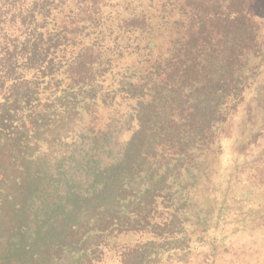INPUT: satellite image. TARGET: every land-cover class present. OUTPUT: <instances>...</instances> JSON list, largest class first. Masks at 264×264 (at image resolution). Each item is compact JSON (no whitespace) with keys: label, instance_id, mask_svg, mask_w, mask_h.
Here are the masks:
<instances>
[{"label":"trees","instance_id":"1","mask_svg":"<svg viewBox=\"0 0 264 264\" xmlns=\"http://www.w3.org/2000/svg\"><path fill=\"white\" fill-rule=\"evenodd\" d=\"M263 74L259 0H0V264H207L262 228Z\"/></svg>","mask_w":264,"mask_h":264},{"label":"rangeland","instance_id":"2","mask_svg":"<svg viewBox=\"0 0 264 264\" xmlns=\"http://www.w3.org/2000/svg\"><path fill=\"white\" fill-rule=\"evenodd\" d=\"M259 2L264 10V0H259ZM258 90H261V95L263 94L264 96V74L258 82L257 91ZM256 111V114L262 113L260 107H257ZM242 122L243 121L239 120L238 123L235 121L233 124V136L226 141L225 154L222 157L223 166H229L231 162H233V156L237 151L236 135L240 134ZM249 152V158L257 157L256 160L260 158L262 160V156L264 157V138L259 140L256 146L250 148ZM219 242L220 243H213L211 240L210 243H208L211 244V246L208 247V245H206L204 250L199 252V254L206 252L204 254H206L208 258L210 257L207 264H264V222L262 223V228H250L239 232L236 237L224 241L220 239Z\"/></svg>","mask_w":264,"mask_h":264}]
</instances>
